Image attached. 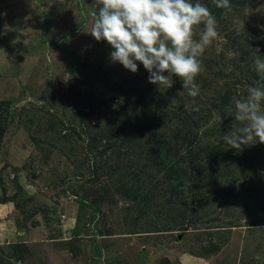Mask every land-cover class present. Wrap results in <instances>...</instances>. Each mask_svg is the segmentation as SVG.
Returning <instances> with one entry per match:
<instances>
[{"label": "rangeland", "instance_id": "rangeland-1", "mask_svg": "<svg viewBox=\"0 0 264 264\" xmlns=\"http://www.w3.org/2000/svg\"><path fill=\"white\" fill-rule=\"evenodd\" d=\"M235 1L192 98L178 77L159 88L139 62L136 73L112 63L87 32L94 0H0V264H264V221L247 208L264 202V161L244 146L250 163L236 166L223 141L234 105L212 101L264 59V0ZM158 142L178 145L174 171L187 142L232 154L220 175L200 165L170 177ZM255 171L261 183L237 199Z\"/></svg>", "mask_w": 264, "mask_h": 264}, {"label": "clouds", "instance_id": "clouds-1", "mask_svg": "<svg viewBox=\"0 0 264 264\" xmlns=\"http://www.w3.org/2000/svg\"><path fill=\"white\" fill-rule=\"evenodd\" d=\"M213 3L232 9L231 0ZM94 4L99 7L91 13L87 32L113 49L112 63L132 73L142 64L148 82L159 88H171L178 77L189 97L199 95L195 81L204 70L201 57L220 35L217 19L206 4L200 0H94ZM215 50L217 55L224 51L219 43ZM254 66L258 79L247 88L246 96L234 100V111L228 109L236 123L223 141L237 151L264 144V59L255 57Z\"/></svg>", "mask_w": 264, "mask_h": 264}, {"label": "trees", "instance_id": "trees-1", "mask_svg": "<svg viewBox=\"0 0 264 264\" xmlns=\"http://www.w3.org/2000/svg\"><path fill=\"white\" fill-rule=\"evenodd\" d=\"M235 2L236 3L234 4V6H237V7H238L239 4H243L244 3L242 0H237ZM221 12H223V9L220 8L219 12L216 15V18L219 19V20H221L220 19ZM82 22H85V19H83ZM212 63L210 62L208 64L213 66L214 63L213 64ZM233 64H234V62H233ZM234 65H235V71H237V68L240 65H238V63H236ZM247 67H249V65ZM240 68H241V66H240ZM219 69H220L219 71L215 72L216 76H220V75L223 76V77L226 76L224 73H221L222 72V68L220 67ZM228 76L234 77V72L229 73ZM257 79H258V76H257V73L255 71V67L250 66L248 68V70H246V69H244V71L241 70L239 79L236 82L237 85H235V86H237V89L233 88L234 87L233 86L234 83L231 82L228 85L222 86L221 88L223 90L218 91V93L212 99L214 105L218 108L216 110L218 112L224 111V114H225L226 113L225 110H227V109H223V108H225L226 106H229V105H234V103H233L234 102V96H235L236 99L246 96L247 93L241 94V91L245 87L252 86ZM234 90H236V91L234 92ZM179 111H180V109L176 110V112H174V110H173L171 113L173 115H175V117H178V115L181 114ZM233 111H234V109H233ZM183 119L186 120L184 122L185 124H189L188 122L190 120L188 119V117H184ZM199 128H200V126H199ZM182 131L183 130H181V132ZM184 132H185V135L187 137L182 139V141L184 140V142H186V139H190L191 138V133H190L191 129L187 128V132L184 130L183 131V135H184ZM174 138L178 140V139H180V136H176ZM157 144H158V148L160 149L159 150L160 151L159 156H162V154H163V156L161 157V160L162 161L164 160L163 164L167 163V165L170 166V170L169 171H171V172H170L169 176L171 177V176H173V174L174 175L176 174L177 178H178V174L186 173L187 171L189 172V171L193 170L192 167H194V166L198 167L200 165H201L200 167L208 169L209 170L208 173H215V174L220 175L221 166L225 165L226 162H228V159H226V158H229L230 154H232L230 150L228 151L226 149V147H223L221 145V142L218 143L215 146H212V147H195V145L193 146L192 142H187L186 149H187V152H188L189 159L187 157V161L183 160L181 162V164L185 165L184 168L181 167L182 169H177V170L174 171V169H176L175 168V164L177 162L175 163L173 158H177L178 157V154H179L178 145L177 144H171L169 142H167V143L158 142ZM196 149L197 150L200 149V150L195 152ZM244 152H245L244 149L242 151L235 150L234 159H236V166L240 170L243 169L248 163H250L248 161V159H246L245 161H243L244 158L242 160H238V158H240V157H245ZM248 153L249 154L251 153L250 154L251 155V157H250L251 159H262L264 161V144L256 143L254 145H251ZM252 154L254 156H252ZM203 156H205V158ZM259 177H261V175H259L257 173V171H255V177H253L252 175L248 177L249 178L248 182L250 184L248 187H246V184H247L246 181H245L246 183L245 182L239 183V185H240L239 187H237V185H236V187H237L236 189H239V192H237V194H236L237 199H242L243 200V196H247V198H248L247 192L249 191V189L252 188V187H256L258 184L261 183V181H260L261 179H259ZM191 180H194V178H191ZM194 182H195V180H194ZM196 186H197V184H196ZM240 190L242 192H244V191L245 192L242 193V192H240ZM178 195H180V194H177V196ZM253 204L254 205H251V208H250L249 205H247V208L249 210H252V212H254L257 215L258 222L260 221V223H261L262 221H264V202L261 203V204H258V203L254 202ZM249 223H250L249 224V228H252V229H256L255 227L259 226V223L257 224L255 221H249ZM214 247L218 248V246H214Z\"/></svg>", "mask_w": 264, "mask_h": 264}, {"label": "crops", "instance_id": "crops-1", "mask_svg": "<svg viewBox=\"0 0 264 264\" xmlns=\"http://www.w3.org/2000/svg\"><path fill=\"white\" fill-rule=\"evenodd\" d=\"M12 236V235H11Z\"/></svg>", "mask_w": 264, "mask_h": 264}]
</instances>
